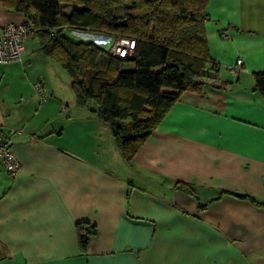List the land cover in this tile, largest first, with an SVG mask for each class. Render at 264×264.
Returning a JSON list of instances; mask_svg holds the SVG:
<instances>
[{"label":"crops","instance_id":"obj_1","mask_svg":"<svg viewBox=\"0 0 264 264\" xmlns=\"http://www.w3.org/2000/svg\"><path fill=\"white\" fill-rule=\"evenodd\" d=\"M206 11L222 86L183 91L129 159L37 36L0 63V135L21 163L11 175L0 162V264H264V0ZM23 19L0 0V25ZM80 221L95 226L84 250Z\"/></svg>","mask_w":264,"mask_h":264},{"label":"trees","instance_id":"obj_2","mask_svg":"<svg viewBox=\"0 0 264 264\" xmlns=\"http://www.w3.org/2000/svg\"><path fill=\"white\" fill-rule=\"evenodd\" d=\"M2 1L27 17L40 50L67 73L76 103H94L127 159L183 91L222 86L205 36L210 0ZM65 4L72 5L67 13ZM65 27L132 38V54L111 56L93 41L67 37ZM253 79L254 89L264 95V72H253ZM176 187L191 190L183 182ZM76 228L84 250L95 226L80 221Z\"/></svg>","mask_w":264,"mask_h":264},{"label":"built area","instance_id":"obj_3","mask_svg":"<svg viewBox=\"0 0 264 264\" xmlns=\"http://www.w3.org/2000/svg\"><path fill=\"white\" fill-rule=\"evenodd\" d=\"M51 34L54 31L51 30ZM35 28L28 19L17 22H7L0 25V63L21 61L25 54V40L35 36ZM134 40L132 38L117 36L107 43L105 49L111 56L123 58L132 54ZM242 59L238 58L228 65V70L238 74L241 69ZM40 102H45L48 92L41 81L33 84ZM0 162L3 168L11 175H16L21 169V163L13 154L8 143L0 135ZM264 178V176H263Z\"/></svg>","mask_w":264,"mask_h":264},{"label":"rangeland","instance_id":"obj_4","mask_svg":"<svg viewBox=\"0 0 264 264\" xmlns=\"http://www.w3.org/2000/svg\"><path fill=\"white\" fill-rule=\"evenodd\" d=\"M67 8H68V6H66V5H63V7H62L63 10H65ZM64 32L66 33V35L69 38L76 40V41H78V40L91 41L94 39V34L90 33L88 30L64 28ZM95 44H97V42ZM102 46L105 47V45H103V44H102ZM54 62H55V64H57V61H54ZM62 74L64 76H66V78H69L65 71H62Z\"/></svg>","mask_w":264,"mask_h":264}]
</instances>
